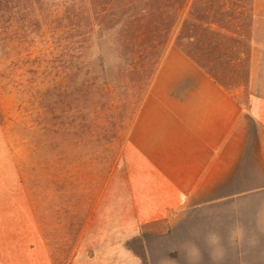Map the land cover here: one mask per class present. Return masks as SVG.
Returning a JSON list of instances; mask_svg holds the SVG:
<instances>
[{
  "label": "rangeland",
  "instance_id": "374dc122",
  "mask_svg": "<svg viewBox=\"0 0 264 264\" xmlns=\"http://www.w3.org/2000/svg\"><path fill=\"white\" fill-rule=\"evenodd\" d=\"M226 6L0 0V264H135L114 240L94 238L105 183L111 175L118 190L131 118L167 46L188 51L225 83L246 78L245 56L234 69L226 62L246 53L244 42L209 29L225 23ZM50 80L58 84L56 132L47 122Z\"/></svg>",
  "mask_w": 264,
  "mask_h": 264
},
{
  "label": "crops",
  "instance_id": "0c3cea01",
  "mask_svg": "<svg viewBox=\"0 0 264 264\" xmlns=\"http://www.w3.org/2000/svg\"><path fill=\"white\" fill-rule=\"evenodd\" d=\"M224 1L225 23L209 29L244 42L226 62L234 69L245 56L246 78L225 83L183 48L163 51L95 224L94 238L114 240L126 261L264 264V0Z\"/></svg>",
  "mask_w": 264,
  "mask_h": 264
},
{
  "label": "trees",
  "instance_id": "16d2710c",
  "mask_svg": "<svg viewBox=\"0 0 264 264\" xmlns=\"http://www.w3.org/2000/svg\"><path fill=\"white\" fill-rule=\"evenodd\" d=\"M64 58V60H65V63H64V65H66L67 63H68V60H69V58H70V56L67 54H65V56L63 57ZM161 58V57H160ZM157 64H158V62H157ZM157 64H156V67H157ZM156 67H155V69H154V72H155V70H156ZM66 75H68V74H70V71H69V68L68 67H66V66H63V70H62ZM53 71H51V72H49V74H48V76L50 75L51 77H52V75H51V73H52ZM154 72H153V74H154ZM211 72V73H210ZM210 74L211 75H213L214 77H215V79L217 78L216 76H215V74L214 73H212V71L210 70ZM153 74H152V76H153ZM152 78V77H151ZM218 80H219V78H217ZM50 83L48 84V89H47V92H46V98H47V105H46V111H47V114H48V124H49V128H53L52 130H54V132H56V127H57V121H58V116L55 114V111H56V108H55V101H54V95H53V90H58V84H56V82H54L53 80H50L49 81ZM51 82H53V83H51ZM146 92V91H145ZM107 94H109L107 91H106V95ZM145 94V93H144ZM143 95V94H142ZM142 97L143 96H141V99H142ZM141 99L139 100V102H138V105H137V108H138V106H139V104H140V102H141ZM137 108H136V110H137ZM136 110L134 111V113H133V116H134V114H135V112H136ZM133 118V117H132ZM132 118H131V121H132ZM130 121V122H131ZM45 123H46V121H45ZM51 130V129H50Z\"/></svg>",
  "mask_w": 264,
  "mask_h": 264
}]
</instances>
